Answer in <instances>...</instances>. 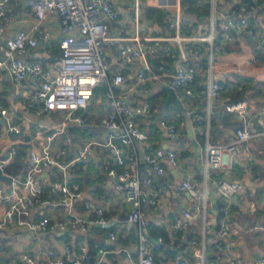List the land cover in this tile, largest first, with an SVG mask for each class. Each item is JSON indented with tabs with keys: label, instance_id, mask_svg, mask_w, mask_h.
Wrapping results in <instances>:
<instances>
[{
	"label": "crops",
	"instance_id": "crops-1",
	"mask_svg": "<svg viewBox=\"0 0 264 264\" xmlns=\"http://www.w3.org/2000/svg\"><path fill=\"white\" fill-rule=\"evenodd\" d=\"M114 1H117L116 6L120 11V16L110 25V33L133 34L135 27L131 21L133 13L130 8L133 0ZM145 1L141 32L145 35L174 34L175 29L169 20H165V15L164 22L169 24V28H165L163 34L158 33L163 30L162 27L147 12L148 6L157 5L154 0ZM205 1H208L210 5L208 20L190 29L192 31L190 33L185 31L186 23L197 20V13L188 11L187 5L182 1V18L186 22L182 33L193 35L212 31V19L225 8L246 13L254 33L249 34L239 29L226 32L221 27V19L216 17L214 19L215 33L223 41L224 48L214 54L212 71L208 69L206 51H203L204 68H199L196 73L195 81L191 84L193 89L191 96L183 89L177 92L171 85V80L182 63H194L192 57L181 60L179 50L174 43L164 41L163 48L173 44L175 56L160 53L149 56L150 71L146 80L140 81L136 76L137 65L131 64L128 68L121 66L117 44L109 42L111 62L113 61L112 70L122 71L131 84V89L125 91L127 103L137 104L152 99L153 104L159 106L156 114L137 116L139 126L149 134V141L147 143L137 142L135 152L141 157L147 145H154L164 149L175 148L179 157L178 165L166 164L165 173L161 176H154L151 184L147 186L156 191L158 197V205L148 214L151 224L147 232L151 237V242L154 244L160 236V233L151 234L152 224L159 225L168 235V239H164L163 248L156 251L158 264H176L174 258L177 253L181 254L184 259L197 264L193 249L194 245L201 241L199 236L202 231L201 218L195 216L188 230V234H192V237L198 238L199 236L198 242L188 240L187 233L182 239L170 224V218L179 215L183 209L195 212L197 200L187 191L176 193L169 187L173 182L194 174L203 183L202 189L205 188L204 156L207 142L220 145L233 142L236 129L243 126L244 122L238 113L227 109V104L238 100H245L248 103L250 108L248 129L252 133L251 138L241 143L240 152L233 155L228 163L218 168H211L210 177L211 179H234L243 184L242 190L236 194L231 204V228L235 230L231 237L233 253L241 257L245 264H257V260L264 257V0H259L253 6L251 0ZM20 11H25V13L19 17ZM12 12L10 24L0 36L1 43L21 28L31 29L35 22L33 15L30 14V8L25 6L23 1L15 4ZM42 26L50 30V37L40 40L39 45L30 48L23 57L24 60L29 61L40 60L46 70H51L52 62L59 59L62 54L60 39L63 29L60 21L52 17L45 20ZM199 44L203 46L202 42ZM3 57L0 51V58ZM43 79L44 77L40 75L32 74L26 81L18 83L13 80L6 67L0 76V107H5L8 111L6 118L0 121V132L2 133L0 156L6 154L12 143L18 145V155L8 163L7 173L18 175L20 178H24L29 166L28 152L30 150L40 151L46 145V135L50 132H57L52 151L62 162H68L76 156L86 140L104 142L110 135V131L100 125V119L106 113L105 106L109 101L107 89H101L95 93L93 102L96 103L85 111V125L70 123L63 132H58L59 127L64 123L66 112H41L39 104L31 100V93L41 86ZM212 80L221 82L224 89L221 95L211 102L214 114L208 128L203 124L196 125L194 120L185 113V108L193 107L199 111L207 109L206 90ZM169 87L177 94L182 105L181 109L174 101L166 103ZM122 91V86L114 87L117 95L121 96ZM238 91L241 92L238 93ZM237 93L239 95L235 97ZM160 118L174 122L177 125V132L172 134L161 126ZM8 122L17 125L20 132H9ZM68 137L72 138V142L67 143ZM63 149L65 153L61 152ZM92 154L93 158L89 162L72 163L66 170L51 165L44 172L36 174V183L43 188L41 199L45 202L39 201L34 206L32 216L35 218L49 216L52 220H56L66 213V207L61 202L62 195L58 190V183H61L66 175L70 180L80 184L83 193L75 200L76 212L88 218L91 216V208L103 207L109 225L95 223L85 231L59 227L33 230L17 221L8 222L0 228V260H8L23 251L44 254L43 252L50 248L62 255L67 245L70 246L69 251L75 254L81 244H87L93 254H96L97 245L110 251L107 253L109 264H127L130 262V257L137 258L138 225L125 223L130 204L122 194L115 192L113 187L106 183L107 166L115 163L114 150L111 146L97 144ZM166 185L168 187L165 189ZM1 186L10 189V181L0 177ZM18 189L20 190L21 187ZM213 195L215 199L212 198ZM219 199L225 204L223 197L211 189L210 210L213 216V202L214 200L218 202ZM87 204H90L91 208H87ZM6 209L7 203L0 201V219L4 218ZM110 230L117 232L116 240L109 238ZM125 249L128 252L120 251ZM211 262L230 264L225 257L218 254L212 244L209 246L207 264Z\"/></svg>",
	"mask_w": 264,
	"mask_h": 264
},
{
	"label": "built area",
	"instance_id": "built-area-1",
	"mask_svg": "<svg viewBox=\"0 0 264 264\" xmlns=\"http://www.w3.org/2000/svg\"><path fill=\"white\" fill-rule=\"evenodd\" d=\"M20 1L30 8V14L33 15L35 22L31 29L21 28L0 43V51L4 56L0 58V76L6 67L13 80L18 83L26 81L32 74L44 77L41 86L31 93V100L39 104L41 112H66L64 123L59 127L58 132H63L70 123L85 125V111L96 103L93 102L95 86H108L106 92L109 101L105 106L106 113L100 119V125L108 129L110 135L104 142L86 140L76 156L68 162H62L52 151L57 132H50L46 135V145L40 151L30 150L28 152L29 166L24 178L7 173L8 163L18 155V145L12 143L6 154L0 156V172L11 178L10 189L0 187V201L7 203L4 218L0 219V228L14 221L27 225L33 230L59 227L85 231L95 223L109 225L103 207L91 208L90 204H87L86 207L91 208V216L88 218L76 212L75 200L83 193L80 184L70 180L66 175L61 183H58V190L62 195L61 202L66 207V213L56 220H52L49 216L41 218L32 216L34 206L39 201L45 202L41 199L43 188L35 180L37 173L44 172L51 165L66 170L72 163L89 162L93 158L95 145H108L114 150L115 163L107 166L106 183L110 184L115 192L122 194L130 204L125 223L138 225L137 258L130 257V262L127 264H158L156 251L163 248L164 238L161 235L158 236L153 244L147 232L151 224L148 214L158 205L157 192L147 186L151 184L154 176H161L165 173L166 164L178 165L179 157L175 148L164 149L154 145H147L141 157L135 152L137 142L147 143L149 141V134L139 126L137 116L156 114L159 106L147 100L137 104L127 103L125 91L131 89V84L122 71L112 70L113 61L111 62L108 43L117 44L121 66L128 68L131 64L137 65L136 76L140 81L146 80L150 71L149 56L160 53L173 57L176 55L173 44L166 45L164 48L163 44L164 41L176 44L180 59L186 60L187 57H192L194 63H182L176 70L171 85L177 92L183 89L191 96L193 94L191 84L195 81L196 73L199 68H204L203 51H206L208 69L212 71L214 54L224 48L223 41L215 33L214 19L216 17L221 19V27L226 32L239 29L252 34L254 29L250 25L248 15L225 8L212 19V31L203 34H184L182 30L186 22L182 18L183 0H154L155 5L164 10L165 20L170 21L175 33L145 35L141 32L143 23L141 9L143 11L144 1L133 0L131 21L135 32L118 35L111 34L109 31L110 25L120 16V11L116 6L117 1L114 0H0V36L11 22L13 6ZM251 1L253 6L259 0ZM244 8L246 10V6ZM23 13L25 11H20L18 16H22ZM50 17L58 19L63 29L60 39L62 54L59 59L52 62L51 70H46L42 61L24 60L23 56L30 48L38 46L40 40L50 37V30L42 26V23ZM201 29L204 30V27L201 26ZM200 42L203 46L199 44ZM115 86H122L121 96L114 92ZM223 89L221 82L212 80L206 90L207 109L199 111L193 107L185 108V113L194 120L196 125L203 124L210 127L214 114L211 102L221 95ZM227 109L238 113L244 124L236 129L235 140L227 145L207 142L204 156L205 188L202 189L203 183L194 174L173 182L169 187L176 193L187 191L197 200L196 213L190 209H183L179 215L170 218L172 229L182 239L186 237L193 218L195 216L201 218V241L196 245L193 244L195 247L193 255L197 264H207L210 244L230 264H245L241 257L233 253L231 237L235 230L231 228L230 218L231 204L236 194L242 190L243 184L234 179H211L210 177L211 168H218L228 163L233 155L240 152L241 143L252 136L248 129L250 125L248 103L245 100L229 102ZM7 112V108L0 107V121L6 118ZM7 124L9 132H20L17 125L10 122ZM159 124L172 134L177 132V125L166 118H160ZM68 142H72V138L68 137ZM61 152L65 153V149ZM19 187H21L20 190ZM167 187V185L164 186L165 189ZM211 189L225 200L226 214L217 230L214 228L216 221L213 222L210 210ZM109 238L116 240L117 232L110 230ZM65 247V253L62 255L53 248L44 251V254L23 251L8 260H0V264H109L107 253L110 251L102 246L97 245L96 254L91 253L87 244L78 246L75 254L69 251V245ZM120 251L126 252L127 250ZM174 260L176 264H196L184 259L179 253ZM257 264H264V257L259 258Z\"/></svg>",
	"mask_w": 264,
	"mask_h": 264
},
{
	"label": "trees",
	"instance_id": "trees-1",
	"mask_svg": "<svg viewBox=\"0 0 264 264\" xmlns=\"http://www.w3.org/2000/svg\"><path fill=\"white\" fill-rule=\"evenodd\" d=\"M183 2L187 5L188 11H193V12L197 13V20L188 21L186 23L185 31L190 33V32H192L190 29L197 27L200 22H205V23L207 22L209 10H210V5H209V2L205 1V0H183ZM147 12H148V14L152 15L151 17L153 18V20L156 21L158 23V25H160L162 27L163 30L161 32H158V33L163 34V32L165 31V28H169V24L164 22L163 10H161L157 6H148ZM239 92H241V91H238V93ZM238 93L235 95V97H237L239 95ZM150 100L153 103L152 99H150ZM218 204H219V212H218L217 220H216V223L214 226V228L216 230L219 228L220 221L222 220V218L226 214L224 211V201L219 199ZM190 226H189V228H190ZM189 228H188V230H189ZM188 230H187L188 240L198 242L199 236H200V240H201V235H199L198 238L195 236L192 237V234H190V235L188 234ZM150 232H151V234L160 233V235L163 236L165 240L168 239V235L162 230V228H160L159 225L152 224Z\"/></svg>",
	"mask_w": 264,
	"mask_h": 264
},
{
	"label": "water",
	"instance_id": "water-1",
	"mask_svg": "<svg viewBox=\"0 0 264 264\" xmlns=\"http://www.w3.org/2000/svg\"><path fill=\"white\" fill-rule=\"evenodd\" d=\"M0 43H1V41H0ZM101 89H107L108 90V86H106V85L95 86L94 91H95V93H98ZM169 101H174L176 103V106L179 109L182 108L181 102H180L179 98L177 97V94L172 90L171 87H169V95H168V98L166 100V103H168ZM0 177H4L8 181L11 180L10 177L5 176L1 172H0ZM212 198L215 199V195H213ZM212 209H213L212 211H213V214H214L212 220H213V222H215L217 220V216H218V212H219V205H218V202L216 200H214V202H213V208Z\"/></svg>",
	"mask_w": 264,
	"mask_h": 264
},
{
	"label": "rangeland",
	"instance_id": "rangeland-1",
	"mask_svg": "<svg viewBox=\"0 0 264 264\" xmlns=\"http://www.w3.org/2000/svg\"><path fill=\"white\" fill-rule=\"evenodd\" d=\"M145 1V0H144ZM146 2V1H145ZM133 6V5H132ZM131 10H132V7H131ZM143 12H144V9H143V11H142V9H141V15L143 14ZM183 97H185V96H183Z\"/></svg>",
	"mask_w": 264,
	"mask_h": 264
}]
</instances>
